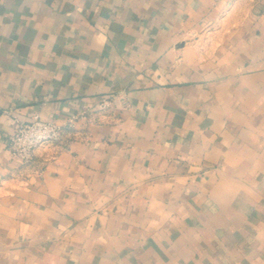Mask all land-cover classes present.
<instances>
[{"label":"crops","instance_id":"0c3cea01","mask_svg":"<svg viewBox=\"0 0 264 264\" xmlns=\"http://www.w3.org/2000/svg\"><path fill=\"white\" fill-rule=\"evenodd\" d=\"M0 264H264V0H0Z\"/></svg>","mask_w":264,"mask_h":264},{"label":"built area","instance_id":"2783aa9c","mask_svg":"<svg viewBox=\"0 0 264 264\" xmlns=\"http://www.w3.org/2000/svg\"><path fill=\"white\" fill-rule=\"evenodd\" d=\"M106 106V100H103L101 107ZM78 117L79 115H74L66 124H59L53 120H44L39 116L27 121L13 116L14 132L9 136L7 146L14 157L23 164H30L39 148L59 142L63 132L73 127Z\"/></svg>","mask_w":264,"mask_h":264}]
</instances>
